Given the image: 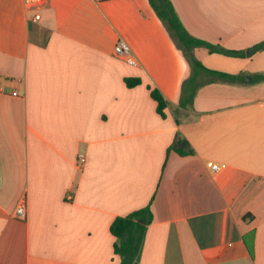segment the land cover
Masks as SVG:
<instances>
[{
  "label": "crops",
  "instance_id": "0c3cea01",
  "mask_svg": "<svg viewBox=\"0 0 264 264\" xmlns=\"http://www.w3.org/2000/svg\"><path fill=\"white\" fill-rule=\"evenodd\" d=\"M171 2L195 38L264 41V0ZM39 12L0 0V264H119L111 224L147 206L137 264H264V49L187 50L148 0H45ZM119 40L135 65L115 55ZM192 58L242 81L210 82ZM176 135L193 155L169 151Z\"/></svg>",
  "mask_w": 264,
  "mask_h": 264
},
{
  "label": "trees",
  "instance_id": "16d2710c",
  "mask_svg": "<svg viewBox=\"0 0 264 264\" xmlns=\"http://www.w3.org/2000/svg\"><path fill=\"white\" fill-rule=\"evenodd\" d=\"M151 7L155 11L157 17L164 26L174 34L180 43L187 49L192 50L196 47H204L210 53H219L232 57H249L255 52L264 49V41L256 44L247 51H238L226 49L220 45H215L204 40L191 36L184 28L180 21L171 0H148ZM196 72H201L210 77L212 81H225L231 83H239L242 81L241 75H231L224 72L209 70L205 68L197 59L192 58ZM263 79L261 75L255 76V81L259 82ZM125 82L128 87H135L140 83L138 78H127ZM186 88L189 96L185 99V103H190L195 95L198 87L196 78H190L186 81ZM151 97L157 102V112L164 115L167 107V101L161 92L154 88L151 90ZM169 151H174L179 155H193L194 149L190 143L180 135H176ZM152 221V212L150 206L136 210L126 216L117 217L111 224L110 231L115 237L114 253L119 256V264H137L142 242L146 233L147 226Z\"/></svg>",
  "mask_w": 264,
  "mask_h": 264
},
{
  "label": "built area",
  "instance_id": "2783aa9c",
  "mask_svg": "<svg viewBox=\"0 0 264 264\" xmlns=\"http://www.w3.org/2000/svg\"><path fill=\"white\" fill-rule=\"evenodd\" d=\"M45 5V0H24V6L27 10L34 13L32 18L33 21H39L41 18L39 10H41ZM114 53L117 57L124 59L127 63L131 65H135V59L133 58L129 47L123 42L119 40L114 48ZM86 159L84 155L78 156L77 165L81 166L85 163ZM209 166L213 170V172L217 173L221 170L222 166L218 163H209ZM14 218L25 220L27 216L26 203L22 202L17 206L13 214Z\"/></svg>",
  "mask_w": 264,
  "mask_h": 264
}]
</instances>
